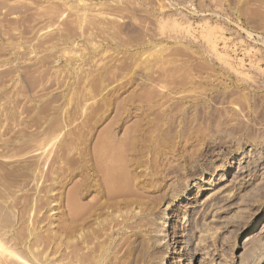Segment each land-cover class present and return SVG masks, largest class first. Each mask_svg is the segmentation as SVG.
Masks as SVG:
<instances>
[{
    "label": "rangeland",
    "instance_id": "1",
    "mask_svg": "<svg viewBox=\"0 0 264 264\" xmlns=\"http://www.w3.org/2000/svg\"><path fill=\"white\" fill-rule=\"evenodd\" d=\"M263 213L264 0H0V264H264Z\"/></svg>",
    "mask_w": 264,
    "mask_h": 264
},
{
    "label": "bare ground",
    "instance_id": "2",
    "mask_svg": "<svg viewBox=\"0 0 264 264\" xmlns=\"http://www.w3.org/2000/svg\"><path fill=\"white\" fill-rule=\"evenodd\" d=\"M229 188V187H228ZM227 188V189H228ZM218 189H220V188H218ZM216 191H218V190H216ZM220 192V194H218V196H220V197H222V199L223 200H225L226 201V199H229L230 197H231V195H230V193L226 190V187H222V189L221 190H219ZM231 194H232V192H231ZM217 195V194H216ZM234 196V195H233ZM233 196H232V198H233ZM190 200L192 201L193 200V197L192 198H190ZM221 200V199H220ZM224 201V202H225ZM223 202V203H224ZM241 205V204H240ZM220 208H221V205H220ZM242 207H238L237 209L240 211V209H241ZM235 209V208H234ZM235 211H237L236 209H235ZM238 211V212H239ZM241 212V211H240ZM235 213V212H234ZM264 214V213H263ZM262 214V215H263ZM262 215L260 216V218L262 217ZM260 218H257V219H255V221L253 222V224H252V226H251V228H255L256 226H258V224L260 223ZM185 221H191V218L190 217H188V216H185ZM214 221V220H213ZM171 215H170V208L168 207L167 208V210L165 211V213H164V216H163V218H162V225H161V230H163V231H166V230H169L170 228H171ZM185 226H187V225H184L183 227H185ZM209 230V229H208ZM197 235L201 238V236H204V233H205V229H199V230H197ZM206 235H207V233H206ZM175 237V236H174ZM173 239H175L174 241H173V243H174V245H173V248L175 247V248H179V246H180V242H179V240L177 239V237L176 238H173ZM178 243V244H177ZM177 244V245H176ZM260 244H262V239H257L255 242H254V244L252 245V247L249 249V251H248V254L250 255V256H254L255 254V252H256V248L260 245ZM251 258V257H250ZM24 262H26V260H24ZM28 263V262H27ZM161 264H170V262H169V260H168V256H165L164 257V259H163V261H162V263ZM199 264H203V263H201V261L199 262Z\"/></svg>",
    "mask_w": 264,
    "mask_h": 264
}]
</instances>
